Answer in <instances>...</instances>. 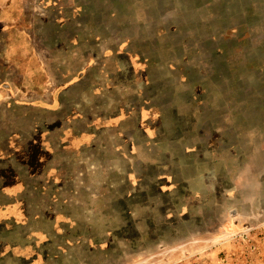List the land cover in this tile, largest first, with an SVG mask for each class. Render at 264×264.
Wrapping results in <instances>:
<instances>
[{
    "label": "rangeland",
    "instance_id": "rangeland-1",
    "mask_svg": "<svg viewBox=\"0 0 264 264\" xmlns=\"http://www.w3.org/2000/svg\"><path fill=\"white\" fill-rule=\"evenodd\" d=\"M0 20V96L32 66L118 63L147 134L99 170L97 216L0 232V264H264V0H0Z\"/></svg>",
    "mask_w": 264,
    "mask_h": 264
},
{
    "label": "crops",
    "instance_id": "crops-1",
    "mask_svg": "<svg viewBox=\"0 0 264 264\" xmlns=\"http://www.w3.org/2000/svg\"><path fill=\"white\" fill-rule=\"evenodd\" d=\"M52 68L43 64L27 71L28 81L16 84L23 98L14 92L0 96V232L5 238L23 231L34 242L44 234L78 231L81 217L98 215L88 202L99 200V170L106 178L114 176L116 158L130 162L147 136L141 113L128 107L131 90L122 81L127 78L122 65L112 71L106 65L101 72L92 65L69 81L59 69L55 81H46L44 73H55ZM3 104L10 107L5 112ZM6 242L0 247H17Z\"/></svg>",
    "mask_w": 264,
    "mask_h": 264
}]
</instances>
